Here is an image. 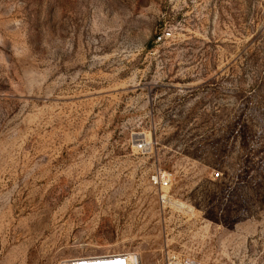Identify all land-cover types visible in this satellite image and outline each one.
Listing matches in <instances>:
<instances>
[{"label":"rangeland","instance_id":"374dc122","mask_svg":"<svg viewBox=\"0 0 264 264\" xmlns=\"http://www.w3.org/2000/svg\"><path fill=\"white\" fill-rule=\"evenodd\" d=\"M119 251L264 264V0H0V264Z\"/></svg>","mask_w":264,"mask_h":264},{"label":"built area","instance_id":"2783aa9c","mask_svg":"<svg viewBox=\"0 0 264 264\" xmlns=\"http://www.w3.org/2000/svg\"><path fill=\"white\" fill-rule=\"evenodd\" d=\"M135 144L138 149H145V142L138 139ZM150 183L158 189L168 188L171 183V176L166 171L157 169L150 176ZM161 198L164 194L160 195ZM67 264H142L136 253L126 251L103 253L92 256H83L71 259ZM159 264H199L192 257L165 253Z\"/></svg>","mask_w":264,"mask_h":264}]
</instances>
